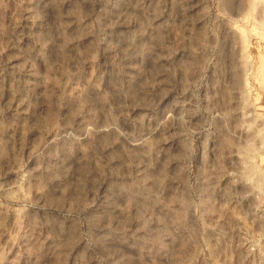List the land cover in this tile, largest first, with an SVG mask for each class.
<instances>
[{
  "label": "rangeland",
  "instance_id": "1",
  "mask_svg": "<svg viewBox=\"0 0 264 264\" xmlns=\"http://www.w3.org/2000/svg\"><path fill=\"white\" fill-rule=\"evenodd\" d=\"M231 163L264 180V0H0V264H264Z\"/></svg>",
  "mask_w": 264,
  "mask_h": 264
},
{
  "label": "built area",
  "instance_id": "2",
  "mask_svg": "<svg viewBox=\"0 0 264 264\" xmlns=\"http://www.w3.org/2000/svg\"><path fill=\"white\" fill-rule=\"evenodd\" d=\"M240 165L243 166L242 164ZM234 166L236 169L232 168V163L229 167L221 164L218 168L219 172H221V170L225 172L226 177H233L234 189H232L231 186L219 187V192L217 193L218 195L226 193L239 199L237 203L240 205L237 207L236 212L247 215L250 220L241 231L242 240L240 244L245 245L251 251L254 250L259 243L264 244V237L261 236L262 232L258 229L256 222V215H264V180L259 181L258 175H252L242 180L236 171L238 167L236 165ZM235 175H237V177ZM226 177H222V180L231 182V180Z\"/></svg>",
  "mask_w": 264,
  "mask_h": 264
}]
</instances>
